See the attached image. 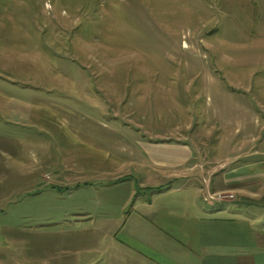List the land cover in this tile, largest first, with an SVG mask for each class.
Returning <instances> with one entry per match:
<instances>
[{"label": "rangeland", "instance_id": "obj_1", "mask_svg": "<svg viewBox=\"0 0 264 264\" xmlns=\"http://www.w3.org/2000/svg\"><path fill=\"white\" fill-rule=\"evenodd\" d=\"M250 6L247 0H0V115L26 117L34 131L29 137L47 146L44 152H30L27 136L21 141L11 134L0 137V195L10 196V202H0V264H49L65 236L75 252L90 248L77 255L81 261H96L103 248L111 258L113 244L122 250V260L128 258L124 252L132 242L124 233L110 241L94 232L97 225L65 234L66 227L50 224L80 205L65 188L58 193L48 186L54 178L50 168L76 157L77 167L85 170L78 177L61 175V182L76 178L96 189L120 176L174 192L175 200H194L196 183L187 187L177 171L147 166L146 151H187L192 165L194 149L211 147L213 129L229 131L215 122L223 121L232 94L226 91L227 71L241 70L242 57L255 51L258 34L249 26ZM237 73L240 77L242 71ZM245 99L249 105L253 98ZM87 117L91 120L76 123ZM65 125L88 130L90 140L97 137L107 149L95 144L88 152L76 150L77 155L56 153L50 133L65 146ZM134 149L141 165H128ZM114 164L118 169L109 172L114 175H101ZM32 179L42 180L45 192L35 200L24 196L33 189ZM99 195L91 191L82 202L94 208ZM210 195L234 199L229 193ZM180 203L184 211L193 209L191 203ZM77 237L91 241L77 243Z\"/></svg>", "mask_w": 264, "mask_h": 264}, {"label": "crops", "instance_id": "obj_2", "mask_svg": "<svg viewBox=\"0 0 264 264\" xmlns=\"http://www.w3.org/2000/svg\"><path fill=\"white\" fill-rule=\"evenodd\" d=\"M247 1L248 5L252 4L249 8L252 17L249 26L255 28L258 35L253 42L255 51L241 59V70L231 68L227 71L230 83L226 91L232 94L225 117L223 113H219L224 117L223 121L215 123L225 124L229 131L213 129L215 134L210 137L211 147L209 146L208 150L202 146L194 149L196 161L192 165L187 151H146L151 162L147 160V166L166 167L168 173L177 171L179 179L183 180L187 187L192 181L196 183L198 188L193 192L194 200H175L174 192H168L160 186L156 189L146 181L136 182L120 176L100 183L96 189H92L91 187L95 186L87 184L88 181L80 183L76 178L72 182H61V175L78 177L81 175L79 171L83 172L85 169L77 167V157L59 169L58 165H54L50 168L54 178L51 182L48 180V186L57 188L58 193H62L60 187L65 188L68 197L76 195L80 205L73 210H64V213L58 215L56 224H50L55 228L66 227L65 234L76 229L89 232L97 225L99 228L94 232L109 237L110 241H113L117 234L124 233L131 240L132 246L128 252H124L128 257L126 260L121 259L122 250L117 244H113L111 258L105 257L108 251L103 248L97 251L96 254L99 252L100 255L96 261H81L77 255L90 253V248L75 252L74 247L70 248L68 245L69 240L65 236V243H56L60 246H56V251L50 254L49 264H264V0ZM252 34L253 32L249 33ZM230 61L234 62V58ZM250 64H255V67H249ZM258 68H262V71L259 72ZM238 71H242L240 77ZM217 90L222 91L219 88ZM245 95L253 98L251 104H247ZM0 117L1 138H9L11 134L21 141L27 136L26 141L32 144L31 148H28L30 152H44L47 148L33 140L34 136L29 137L34 131L30 124H26V117ZM88 120L91 119L77 118L76 123H85ZM11 125L17 128H11ZM73 127L65 125L63 128L69 134L64 138L69 140L65 146H62L57 136L54 137L55 134L50 133L51 146L54 143L59 149L56 153L64 152L65 156L77 155L80 148L88 152L95 144L101 149H107L97 137L94 138L95 141H91L88 130H74ZM221 133L225 134L224 137ZM96 153L100 154L99 151ZM139 153L145 160L146 155L140 151ZM130 156L128 165H141L135 159L138 157L135 149L130 151ZM104 166L105 164L103 168ZM116 169L118 166L115 164L108 166L103 169L101 175L107 171L106 176H112L114 174L109 172ZM191 170L196 172L192 175L189 172ZM28 182L33 185V189L25 191L24 196L27 199L35 200L45 193L41 190L42 180L32 179ZM91 191L100 194L94 201V208H88V202H82ZM152 191L155 193L153 192L150 198L137 199L141 198L138 196ZM39 192L42 193L37 196ZM209 192L229 193L234 195V199L219 200ZM53 198L58 200L60 197ZM198 200L202 201L203 205H199ZM2 201L10 202V196L0 195V202ZM180 201L193 204V209L184 211L187 207ZM125 207H130L128 213L124 211ZM114 210L116 211L113 212ZM76 240L77 243L88 244L91 241L80 237Z\"/></svg>", "mask_w": 264, "mask_h": 264}, {"label": "built area", "instance_id": "obj_3", "mask_svg": "<svg viewBox=\"0 0 264 264\" xmlns=\"http://www.w3.org/2000/svg\"><path fill=\"white\" fill-rule=\"evenodd\" d=\"M217 197H218L219 200L224 199V197L222 195H217ZM225 197L228 198V199H232V196H225Z\"/></svg>", "mask_w": 264, "mask_h": 264}]
</instances>
